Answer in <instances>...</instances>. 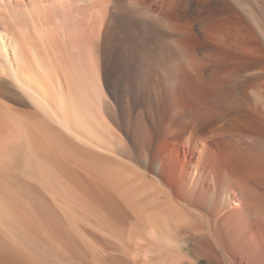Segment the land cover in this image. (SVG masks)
<instances>
[{
  "label": "bare ground",
  "instance_id": "obj_1",
  "mask_svg": "<svg viewBox=\"0 0 264 264\" xmlns=\"http://www.w3.org/2000/svg\"><path fill=\"white\" fill-rule=\"evenodd\" d=\"M0 264H264V0H0Z\"/></svg>",
  "mask_w": 264,
  "mask_h": 264
}]
</instances>
